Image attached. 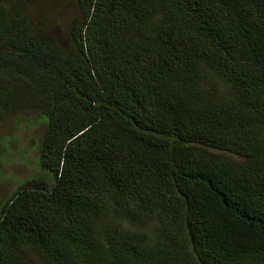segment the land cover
<instances>
[{"label": "trees", "instance_id": "trees-1", "mask_svg": "<svg viewBox=\"0 0 264 264\" xmlns=\"http://www.w3.org/2000/svg\"><path fill=\"white\" fill-rule=\"evenodd\" d=\"M41 1L0 0V120L45 122L0 264H264V0Z\"/></svg>", "mask_w": 264, "mask_h": 264}, {"label": "rangeland", "instance_id": "rangeland-1", "mask_svg": "<svg viewBox=\"0 0 264 264\" xmlns=\"http://www.w3.org/2000/svg\"><path fill=\"white\" fill-rule=\"evenodd\" d=\"M36 5L39 11L57 19L61 31L66 30L76 14L75 0H42ZM223 89V85L215 82L216 92ZM44 132L45 122L33 110L17 111L0 120V206L20 183L40 174L37 155ZM29 263L43 264L31 253Z\"/></svg>", "mask_w": 264, "mask_h": 264}]
</instances>
